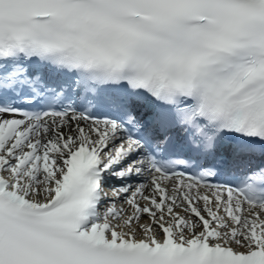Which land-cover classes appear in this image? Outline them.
Returning a JSON list of instances; mask_svg holds the SVG:
<instances>
[{"label": "snow or ice", "instance_id": "obj_1", "mask_svg": "<svg viewBox=\"0 0 264 264\" xmlns=\"http://www.w3.org/2000/svg\"><path fill=\"white\" fill-rule=\"evenodd\" d=\"M0 264H264V0H0Z\"/></svg>", "mask_w": 264, "mask_h": 264}]
</instances>
